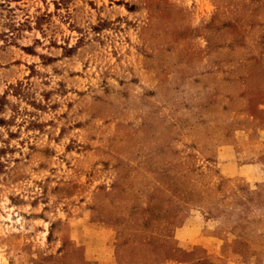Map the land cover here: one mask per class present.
<instances>
[{
  "label": "rangeland",
  "instance_id": "1",
  "mask_svg": "<svg viewBox=\"0 0 264 264\" xmlns=\"http://www.w3.org/2000/svg\"><path fill=\"white\" fill-rule=\"evenodd\" d=\"M0 264H264V0H0Z\"/></svg>",
  "mask_w": 264,
  "mask_h": 264
}]
</instances>
